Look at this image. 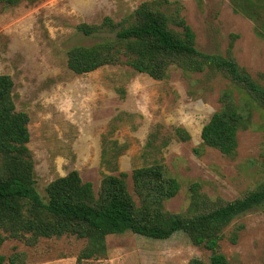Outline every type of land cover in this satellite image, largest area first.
Instances as JSON below:
<instances>
[{
  "label": "rangeland",
  "instance_id": "obj_1",
  "mask_svg": "<svg viewBox=\"0 0 264 264\" xmlns=\"http://www.w3.org/2000/svg\"><path fill=\"white\" fill-rule=\"evenodd\" d=\"M141 1L20 0L12 6L0 5V74L12 81L15 109L28 116L26 146L36 191L44 199L48 181L76 170L96 192L103 174L129 173L157 162L179 182L178 192L164 202L169 211L184 210L192 182L211 198L247 195L264 181V109L234 91V101L245 117V126L236 133L234 154L224 156L201 146L200 129L218 108L219 92L226 86L220 75L207 69L184 72L170 67L164 78L153 79L123 64L101 65L81 74L66 68L67 48L113 35L106 31L83 35L75 28L78 23H98L103 16L119 20ZM167 1L159 9L169 13L178 6L194 34L195 48L203 53L225 54L229 34H235L232 57L264 87V80L257 78L258 72H264V37L256 35L253 20L232 11L230 0ZM260 14L264 26V12ZM169 27L177 29L173 24ZM67 93L78 95L79 105L96 106L87 120L68 117ZM174 127L182 128L188 139L177 140ZM79 137L87 146L85 156H77ZM126 182L130 191L128 177ZM237 225L242 227L231 243L227 235ZM84 242L61 235L38 238L29 246L7 238L0 244V254L23 252L27 264H190L194 259L207 264L209 256L182 232L166 239L124 232L105 237L102 257L76 262ZM218 251L225 264H264V206L235 216L223 229Z\"/></svg>",
  "mask_w": 264,
  "mask_h": 264
},
{
  "label": "trees",
  "instance_id": "obj_2",
  "mask_svg": "<svg viewBox=\"0 0 264 264\" xmlns=\"http://www.w3.org/2000/svg\"><path fill=\"white\" fill-rule=\"evenodd\" d=\"M20 0H0L8 7ZM232 11L255 22V33L264 37L260 25L264 0H230ZM167 0L141 1L132 11L114 21L103 16L98 23L80 22L76 30L83 35L106 31L113 33L90 45H74L65 52V65L74 74L89 72L101 65L123 64L133 72L162 79L170 67L184 72L205 69L220 75L226 86L218 95V108L202 125L200 145L232 156L236 133L245 126L244 114L236 105L233 92H239L264 109V87L240 67L230 53L235 34H229L225 54L203 53L194 46V34L178 6L167 13L159 5ZM173 24L177 29L169 27ZM257 78L264 80V72ZM12 81L0 74V244L7 238L32 246L38 238L71 235L84 239L75 261L100 258L105 254L107 235L132 232L147 238L166 239L182 232L193 245L209 251L207 264H225L218 241L230 221L253 206H264V181L245 196L222 200L199 191L197 183L188 185L187 204L173 212L164 202L179 190V182L164 166L154 162L134 167L129 173L103 174L96 192L91 183L81 181L76 170L48 181L44 199L35 189L33 162L26 146L28 116L16 110L12 100ZM60 114V113H59ZM174 137L186 141L180 127ZM130 180V191L126 179ZM237 225L227 235L234 243ZM27 264L23 252L0 254V264ZM190 264H203L194 259Z\"/></svg>",
  "mask_w": 264,
  "mask_h": 264
},
{
  "label": "crops",
  "instance_id": "obj_3",
  "mask_svg": "<svg viewBox=\"0 0 264 264\" xmlns=\"http://www.w3.org/2000/svg\"><path fill=\"white\" fill-rule=\"evenodd\" d=\"M70 95V104L68 103V117L74 118L77 121H85L87 118H89L92 114V110L95 105L88 104V105H79L75 99L79 98L78 95H73V94H68ZM81 97V95H80ZM69 98V96H68ZM74 101V102H73ZM76 151H77V156H85V151H86V143L85 140L82 137H79L78 140L75 143Z\"/></svg>",
  "mask_w": 264,
  "mask_h": 264
}]
</instances>
